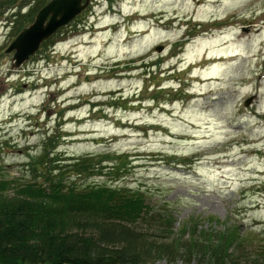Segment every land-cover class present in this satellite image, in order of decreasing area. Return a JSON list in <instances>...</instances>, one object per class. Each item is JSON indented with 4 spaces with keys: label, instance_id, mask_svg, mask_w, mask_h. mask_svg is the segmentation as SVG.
I'll list each match as a JSON object with an SVG mask.
<instances>
[{
    "label": "rangeland",
    "instance_id": "1",
    "mask_svg": "<svg viewBox=\"0 0 264 264\" xmlns=\"http://www.w3.org/2000/svg\"><path fill=\"white\" fill-rule=\"evenodd\" d=\"M13 1L0 6V166L10 188L45 186L51 158L126 156L117 175L68 171L64 183L137 194L171 216L174 234L231 227L245 255L264 253V0H90L19 68L4 53L21 32L9 22L34 1Z\"/></svg>",
    "mask_w": 264,
    "mask_h": 264
},
{
    "label": "trees",
    "instance_id": "2",
    "mask_svg": "<svg viewBox=\"0 0 264 264\" xmlns=\"http://www.w3.org/2000/svg\"><path fill=\"white\" fill-rule=\"evenodd\" d=\"M31 1L34 5L27 14L19 15L20 7L15 15L13 23L20 31L46 4L27 0L26 5ZM4 4L13 7L14 1L0 0V6ZM50 154L30 157L31 165L36 167ZM44 164L45 186L34 182L14 189L0 166V264H152L192 258L207 264H264V253L253 258L243 253L234 228L212 233L198 231L194 223L174 234L171 216L157 215L137 194L129 196L104 185L78 190L64 183L68 171L101 175L110 168L117 175L129 164L126 156L104 155L94 163L90 156L51 158Z\"/></svg>",
    "mask_w": 264,
    "mask_h": 264
},
{
    "label": "water",
    "instance_id": "3",
    "mask_svg": "<svg viewBox=\"0 0 264 264\" xmlns=\"http://www.w3.org/2000/svg\"><path fill=\"white\" fill-rule=\"evenodd\" d=\"M90 0H50L34 17V21L12 41L5 54L13 53L12 68H19L34 56L41 44L56 31L80 15ZM251 99L245 102L249 104Z\"/></svg>",
    "mask_w": 264,
    "mask_h": 264
}]
</instances>
